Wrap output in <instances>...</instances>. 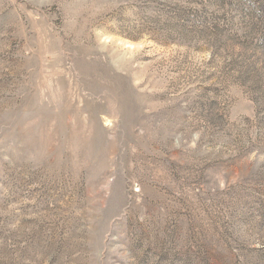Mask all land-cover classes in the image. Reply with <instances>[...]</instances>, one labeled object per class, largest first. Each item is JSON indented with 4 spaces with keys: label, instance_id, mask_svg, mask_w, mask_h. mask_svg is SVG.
Listing matches in <instances>:
<instances>
[{
    "label": "rangeland",
    "instance_id": "1",
    "mask_svg": "<svg viewBox=\"0 0 264 264\" xmlns=\"http://www.w3.org/2000/svg\"><path fill=\"white\" fill-rule=\"evenodd\" d=\"M0 264H264V0H0Z\"/></svg>",
    "mask_w": 264,
    "mask_h": 264
}]
</instances>
